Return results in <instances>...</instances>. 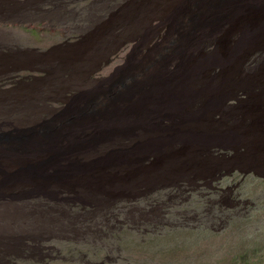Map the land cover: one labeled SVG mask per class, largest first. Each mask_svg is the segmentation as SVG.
Segmentation results:
<instances>
[{
  "label": "rangeland",
  "instance_id": "rangeland-1",
  "mask_svg": "<svg viewBox=\"0 0 264 264\" xmlns=\"http://www.w3.org/2000/svg\"><path fill=\"white\" fill-rule=\"evenodd\" d=\"M176 1L0 0V142L28 129L47 135L46 124L64 113H72L68 122L93 121L66 135L111 127L91 105L72 101L112 90L135 57L151 56ZM239 28L224 24L201 38L190 64L222 46L227 54ZM175 67L170 61L166 70ZM207 81L223 86L200 91ZM189 87L200 91L183 106L193 119L165 115L153 120L157 127L103 131L57 160L49 151L0 153V264H264V42L231 67L206 68ZM208 199L221 200L222 224L216 207L214 221L204 216ZM183 215H197L195 226L173 227ZM193 230L214 234L211 244L224 250L161 252ZM192 233L187 243L197 241Z\"/></svg>",
  "mask_w": 264,
  "mask_h": 264
},
{
  "label": "bare ground",
  "instance_id": "bare-ground-1",
  "mask_svg": "<svg viewBox=\"0 0 264 264\" xmlns=\"http://www.w3.org/2000/svg\"><path fill=\"white\" fill-rule=\"evenodd\" d=\"M166 8L164 16L167 20L169 30L166 38L162 42V45L154 48L151 56L135 57L129 68L125 70L120 77V81L116 80L114 82L116 84L113 86L115 88L112 90L100 93L94 89L95 91L92 90L88 93L81 94L72 101L74 102L73 104L78 107L91 105L98 111L93 112V115L96 117L106 118V121L112 122L113 124L111 127L106 126L103 129L105 133L110 130H114L119 133H128L137 126H144L145 128L150 126L157 127V123L153 122V120L165 115L172 116L175 119L178 118L179 120L195 118L197 114H188L184 112L183 106L187 102L192 101L200 91H209L212 93L216 92L223 86V83L217 81H207L204 82V87L199 91L190 89V82L198 79L200 74L206 68L214 64L231 67L235 63V60L238 57H241L248 49L264 42V0H178ZM259 15L261 17H259ZM224 24L231 25L233 29H235L236 25L240 24L237 40L230 48L229 52L226 54L225 47L222 46L221 52L200 58L195 63L190 64V60L199 49L198 43L200 39L221 30ZM151 29L153 30V28ZM170 61H174L176 64L174 71L166 70L167 63ZM133 94L138 95L136 100H133ZM217 100L218 98L215 97L210 103L214 104ZM121 103L127 105L124 108H121L119 106ZM69 115H72V113L59 114L54 120L47 123L46 125L49 129L47 135H31L30 133L32 132V129L25 131L28 135H8L9 138L7 140L0 142V153L33 154L49 151L55 154V160H57L64 156L65 151L68 148L80 146L82 139H84L85 146L89 147L92 146L97 139L107 136L101 135L103 132L101 130H97L92 135H86L84 138L80 135H66V133L71 131H78L86 124L93 123V121L85 122L80 120L68 122V120H66V116ZM76 115L81 116L83 119L85 118L82 112L77 111ZM93 115L86 117H90V120H92L96 118ZM201 134L202 133H200V135ZM180 136L182 138H186V136L194 135ZM65 140L70 142L66 144L64 142ZM157 145L158 142L155 141L148 144L147 147ZM21 174L25 175V173ZM12 178L14 177L9 175L6 176V179ZM210 185L213 186L212 183ZM213 200H209V204H206V208L204 204L203 207L205 209L203 212L206 214L204 216L207 217V220L213 219L214 221L215 219L212 218L210 214L216 207L220 213V217L218 218H221L219 223L221 222L220 224H222L224 222L222 217L224 206L222 207V204H220L221 200ZM182 206L183 204L181 207ZM194 210H196V207ZM214 211H217V209ZM185 216L183 220L178 223L179 225L174 224L172 226L176 228L181 227V229L184 230L189 228V226L194 227L195 225H191V220H195V216L197 215L190 218ZM192 232H194L195 235H198V243L200 241L204 242L200 244H196L197 241L191 244L187 243L185 240L193 234ZM180 234L177 238H175L176 240H172V244L179 247L169 250L189 252L192 251L190 246L193 247L195 245H201L199 248L202 247V245H211L210 248L212 249L213 247H217L220 250H224V244H222L223 242L219 243L218 241L216 244H211V239L214 234L210 233L203 235L204 237H202L200 233L198 234L194 230L188 234ZM218 234L219 233L216 235ZM178 238L183 239L179 240ZM205 242L208 244H203ZM180 247H184V249H179ZM208 251L210 250H207V252Z\"/></svg>",
  "mask_w": 264,
  "mask_h": 264
},
{
  "label": "trees",
  "instance_id": "trees-1",
  "mask_svg": "<svg viewBox=\"0 0 264 264\" xmlns=\"http://www.w3.org/2000/svg\"><path fill=\"white\" fill-rule=\"evenodd\" d=\"M173 252V253H176V255H178V250H161V252L162 253H166V254H168V252ZM218 258V257H217ZM217 260H219L220 261V259L218 258ZM221 260H222V258H221Z\"/></svg>",
  "mask_w": 264,
  "mask_h": 264
}]
</instances>
